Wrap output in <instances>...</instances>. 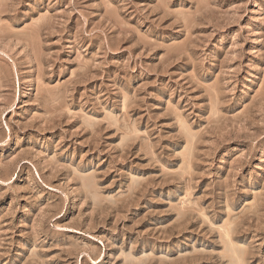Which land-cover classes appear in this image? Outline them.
Listing matches in <instances>:
<instances>
[{
  "label": "rangeland",
  "instance_id": "1",
  "mask_svg": "<svg viewBox=\"0 0 264 264\" xmlns=\"http://www.w3.org/2000/svg\"><path fill=\"white\" fill-rule=\"evenodd\" d=\"M0 264H264V0H0Z\"/></svg>",
  "mask_w": 264,
  "mask_h": 264
}]
</instances>
